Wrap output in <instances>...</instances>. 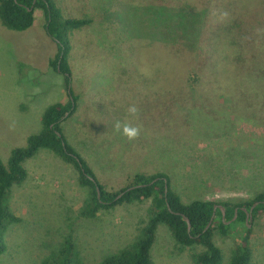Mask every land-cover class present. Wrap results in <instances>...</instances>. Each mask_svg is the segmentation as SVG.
<instances>
[{
	"label": "rangeland",
	"instance_id": "obj_1",
	"mask_svg": "<svg viewBox=\"0 0 264 264\" xmlns=\"http://www.w3.org/2000/svg\"><path fill=\"white\" fill-rule=\"evenodd\" d=\"M63 18L89 20L68 35L75 113L62 123L67 143L94 173L105 193L130 185L138 173L166 174L184 204L250 201L264 192V76H236L226 60L220 26L245 10L264 11V0H54ZM243 8L235 17L223 5ZM160 7V9H159ZM162 7V8H161ZM164 20L156 19V12ZM244 11V12H243ZM176 14L190 22L187 32ZM13 31L0 23V160L41 131L53 103L67 101L63 77L49 66L56 53L43 16ZM261 67V66H260ZM264 67V65H262ZM261 67V68H262ZM259 97L249 99V92ZM136 105L139 118L127 109ZM142 126L129 141L115 121ZM25 181L10 191L19 218L5 236L0 264H40L67 240L78 264H100L132 244L150 216V200L80 211L90 191L77 171L46 149L23 163ZM250 264H264V212L248 223ZM236 235L212 241L228 264ZM203 251L183 248L159 225L150 250L153 264H193Z\"/></svg>",
	"mask_w": 264,
	"mask_h": 264
},
{
	"label": "trees",
	"instance_id": "obj_2",
	"mask_svg": "<svg viewBox=\"0 0 264 264\" xmlns=\"http://www.w3.org/2000/svg\"><path fill=\"white\" fill-rule=\"evenodd\" d=\"M162 8V7H161ZM160 9V7H159ZM42 12L46 35L55 43L56 53L49 60V66L63 77L67 101L47 106L41 117V131L26 138L24 147L10 151L6 165L0 160V255L6 251L5 236L11 225L17 224L16 217L8 206V198L13 186L22 184L27 171L23 163L33 158L39 150L46 149L62 162L71 165L78 173V184L90 191V197L82 207L80 214L92 218L99 210H109L120 204H131L150 200V216L141 230L139 237L129 246L106 256L100 264H153L150 250L154 243L159 225H165L175 242L183 248L193 250L200 246L203 251L192 256L193 264H221V251L212 241L216 230L223 237L236 235L235 248L228 264H250L252 251L249 244L248 224L245 223L246 212L252 210V219L264 212V192L257 193L250 201L241 203H215L211 201L193 200L184 204L173 192L170 179L166 174H136L130 185L114 192L105 193L88 164L67 143L62 133V123L71 117L77 108L78 96L71 89V71L68 63L70 44L68 35L72 30L89 24V20L63 18L61 10L54 0H0V23L13 31H24L35 23V11ZM223 14L235 17L243 8L223 5ZM244 12V11H243ZM240 13V12H239ZM157 20H164L159 11ZM178 25L182 31L188 30L190 22L184 15L176 14ZM226 38L219 40L220 46L226 47V60L234 65L236 76L260 78L264 76V11L261 9L239 14L220 26ZM262 68H261V67ZM249 99L259 97L257 91L249 92ZM264 96V95H263ZM96 187L100 197H97ZM215 205L225 208V215L219 209L213 211ZM244 209V210H243ZM237 215L234 218V211ZM186 217L190 230L182 219ZM213 217V219H212ZM212 222L206 229L209 222ZM228 222V223H227ZM75 248L69 240L40 264H78Z\"/></svg>",
	"mask_w": 264,
	"mask_h": 264
},
{
	"label": "clouds",
	"instance_id": "obj_3",
	"mask_svg": "<svg viewBox=\"0 0 264 264\" xmlns=\"http://www.w3.org/2000/svg\"><path fill=\"white\" fill-rule=\"evenodd\" d=\"M127 112L130 116L136 119L139 118L140 109L136 105L129 106ZM113 128L115 132L120 133L129 141L138 139L142 131V126L140 125H133L127 121L121 122L119 120L115 121Z\"/></svg>",
	"mask_w": 264,
	"mask_h": 264
},
{
	"label": "water",
	"instance_id": "obj_4",
	"mask_svg": "<svg viewBox=\"0 0 264 264\" xmlns=\"http://www.w3.org/2000/svg\"><path fill=\"white\" fill-rule=\"evenodd\" d=\"M96 193H97V197L99 198L100 197V194H99V188L96 187ZM256 206V204H254L250 209L249 211H245L244 209V212H246V218H245V223L248 224L249 222L252 221V210L254 209V207ZM216 209H219L222 213V219L224 218V215H225V208L222 207V206H218V205H215L213 207V211L215 212ZM237 215V210L234 211V218L233 220L235 219ZM182 219L185 221V223L187 224V229L188 231L190 230V223L188 221V219L184 216H182ZM213 219V217H212ZM212 219L211 221L209 222V224L207 225L206 229L210 226L211 222H212ZM228 223V222H227Z\"/></svg>",
	"mask_w": 264,
	"mask_h": 264
},
{
	"label": "crops",
	"instance_id": "obj_5",
	"mask_svg": "<svg viewBox=\"0 0 264 264\" xmlns=\"http://www.w3.org/2000/svg\"><path fill=\"white\" fill-rule=\"evenodd\" d=\"M60 103H63V102H60Z\"/></svg>",
	"mask_w": 264,
	"mask_h": 264
}]
</instances>
